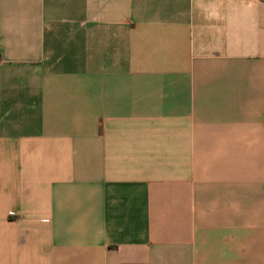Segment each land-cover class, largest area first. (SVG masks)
<instances>
[{"label":"crops","instance_id":"obj_1","mask_svg":"<svg viewBox=\"0 0 264 264\" xmlns=\"http://www.w3.org/2000/svg\"><path fill=\"white\" fill-rule=\"evenodd\" d=\"M0 264H264V0H0Z\"/></svg>","mask_w":264,"mask_h":264}]
</instances>
